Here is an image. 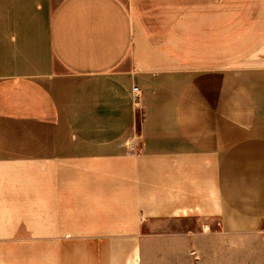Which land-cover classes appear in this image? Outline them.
<instances>
[{"label": "crops", "instance_id": "crops-1", "mask_svg": "<svg viewBox=\"0 0 264 264\" xmlns=\"http://www.w3.org/2000/svg\"><path fill=\"white\" fill-rule=\"evenodd\" d=\"M260 231L264 0H0V264Z\"/></svg>", "mask_w": 264, "mask_h": 264}, {"label": "rangeland", "instance_id": "rangeland-1", "mask_svg": "<svg viewBox=\"0 0 264 264\" xmlns=\"http://www.w3.org/2000/svg\"><path fill=\"white\" fill-rule=\"evenodd\" d=\"M155 247L151 246L152 251ZM189 251L195 252V264H264V231L247 237L227 236L225 240L196 241ZM173 253L164 254V258H170L168 261H156L155 255L153 259L149 257V264H173L171 257L178 264L179 256Z\"/></svg>", "mask_w": 264, "mask_h": 264}, {"label": "built area", "instance_id": "built-area-1", "mask_svg": "<svg viewBox=\"0 0 264 264\" xmlns=\"http://www.w3.org/2000/svg\"><path fill=\"white\" fill-rule=\"evenodd\" d=\"M133 89H134V91H136L137 90V87H134Z\"/></svg>", "mask_w": 264, "mask_h": 264}]
</instances>
